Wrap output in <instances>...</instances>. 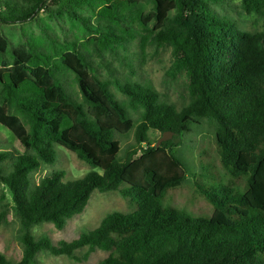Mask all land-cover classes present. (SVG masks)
<instances>
[{
	"label": "trees",
	"instance_id": "obj_1",
	"mask_svg": "<svg viewBox=\"0 0 264 264\" xmlns=\"http://www.w3.org/2000/svg\"><path fill=\"white\" fill-rule=\"evenodd\" d=\"M29 1L25 7L19 0H0V24L34 20L42 10L50 17L67 14L98 34L99 44L111 51L140 33L132 0H55L52 7L47 0ZM223 1L153 0L157 29L151 41L170 46L176 69L190 80L193 99L180 110L155 89L133 81L115 82L127 97L121 101L109 80L75 66L72 57L83 68L88 64L81 52L63 56L62 62L76 73L83 102L63 88L52 66L46 72L36 68V50L19 49L12 64L3 62L1 94L23 113L30 128L2 104L0 124L33 151L0 149V182L12 194L24 232L20 239L25 251L18 264H36L41 251L81 260L75 252L84 248L85 258L98 249L108 253L99 264H264V33L242 31L230 18L217 16L210 4ZM242 6L264 20V0H242ZM85 10L100 20L87 21L93 17L82 15ZM108 21H122L126 29L114 31ZM7 50L0 31V54ZM130 109L143 110L139 121ZM206 117L217 123L215 141L229 182L219 194L197 182L198 198L209 216L203 208L191 216L162 199L187 181L184 162L175 153L176 139ZM151 130L172 131L175 137L156 147ZM133 131L134 143L123 151L117 136ZM55 144L94 169L74 179H65L61 170L35 183L33 173L56 162ZM9 161L12 167L7 168ZM208 166L212 174L223 176ZM96 190L119 191L135 208L109 213L94 229L57 245L46 235L32 234L33 227L44 223L64 229L86 210ZM6 213L2 211L0 223ZM0 264L13 263L0 253Z\"/></svg>",
	"mask_w": 264,
	"mask_h": 264
},
{
	"label": "rangeland",
	"instance_id": "obj_2",
	"mask_svg": "<svg viewBox=\"0 0 264 264\" xmlns=\"http://www.w3.org/2000/svg\"><path fill=\"white\" fill-rule=\"evenodd\" d=\"M22 5L28 7L29 0H19ZM57 1L47 0L48 6H54ZM217 16L228 17L242 31L250 33H264V20L260 15L247 13L242 6V0H224L220 4H210ZM131 11H133L139 30L136 40L127 46H115L111 50L104 49L99 44L98 34L86 31L81 21L72 20L67 14L50 17L42 10L36 19L25 22H13L0 24V31L8 41V50L2 56L0 54V67L3 62L12 64L13 54L24 49L26 53L36 50L40 56L39 65L49 71L54 69L53 74L59 78L62 86L77 101L83 102V94L77 81L76 73L63 64L62 57L66 55L75 56L77 52L83 53L88 64L83 68L74 57V64L82 68L90 76L98 77L111 82V90L121 100L127 97L121 93L115 82L125 84L133 81L155 89L162 100L171 102L178 110L188 105L193 96L189 91L190 80L185 72L175 67V56L170 46H158L151 41V35L157 29L153 0H132ZM84 16H95L90 10L82 11ZM87 21L97 23L100 18H86ZM114 31L126 29L124 22L108 21ZM33 46V47H32ZM0 104L5 105L11 114L19 116L24 120L29 129V123L25 116L13 102L1 94ZM87 106V105H86ZM143 110L134 111L130 109V115L137 122L141 119ZM190 131L176 139V155L184 162L187 172V181L182 187L168 190L162 202L181 208L191 216H196L202 209L205 216H209L205 203L198 198L197 182L201 187L215 190L220 193L219 188L228 183L224 177V169L220 161L215 136L218 130L217 123L210 118H202L198 123H191ZM159 131L151 130L149 136L151 143L155 145L162 137ZM175 137V134L171 139ZM122 150H126L134 143V131L126 136L118 135ZM0 149L11 150L18 154L33 155L31 149H26L15 135L0 124ZM57 153L56 162L43 164L33 173V180L39 183L41 179L50 176L57 171H65V179H74L85 176L93 170L87 162L81 160L74 152L58 144L54 145ZM207 164V167L204 165ZM212 168L219 170L222 177L211 173ZM12 161L6 164L12 167ZM203 202V201H202ZM12 194L4 183L0 182V215L3 210L7 213L0 223V253L7 257L13 264H18L25 251V246L20 237L24 233L18 216L13 211ZM135 204L131 198L124 197L119 191L100 192L95 191L86 210L69 220L67 226L59 230L52 223H44L33 227L32 234L36 238L43 235L48 236L55 245L59 242H68L79 237L80 234L94 229L102 219L112 212L128 213L133 211ZM213 208L210 207V215ZM207 212V213H206ZM202 213V212H201ZM87 248L78 250L75 255L81 260L73 259L67 255L56 256L49 251H41L36 256V264H99L108 256L103 250H96L88 258L84 255Z\"/></svg>",
	"mask_w": 264,
	"mask_h": 264
},
{
	"label": "water",
	"instance_id": "obj_3",
	"mask_svg": "<svg viewBox=\"0 0 264 264\" xmlns=\"http://www.w3.org/2000/svg\"><path fill=\"white\" fill-rule=\"evenodd\" d=\"M174 135V133L172 131H167L163 134V136L158 140V142L156 143V147H160L161 144L164 141L170 140L172 138V136Z\"/></svg>",
	"mask_w": 264,
	"mask_h": 264
}]
</instances>
